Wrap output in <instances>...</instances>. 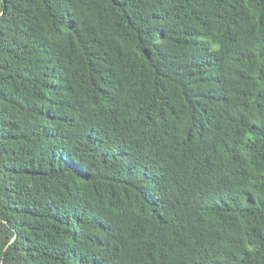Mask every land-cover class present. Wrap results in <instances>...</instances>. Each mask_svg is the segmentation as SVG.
Masks as SVG:
<instances>
[{"label":"trees","instance_id":"16d2710c","mask_svg":"<svg viewBox=\"0 0 264 264\" xmlns=\"http://www.w3.org/2000/svg\"><path fill=\"white\" fill-rule=\"evenodd\" d=\"M0 264H264V0H0Z\"/></svg>","mask_w":264,"mask_h":264},{"label":"clouds","instance_id":"9594fccd","mask_svg":"<svg viewBox=\"0 0 264 264\" xmlns=\"http://www.w3.org/2000/svg\"><path fill=\"white\" fill-rule=\"evenodd\" d=\"M147 178L150 179L151 181L156 182V183L157 182H167L170 184V179H169L168 173H167L165 167L162 166V164L158 168H154V169L149 170L147 172ZM220 201H221V203H224L222 196H220ZM220 215H224V212L220 213ZM207 225L214 227L217 232L225 230L224 225L220 222L212 221V222H209ZM200 246H201V250L194 252L195 254L202 255L204 253L205 244L202 243V244H200Z\"/></svg>","mask_w":264,"mask_h":264},{"label":"bare ground","instance_id":"6f19581e","mask_svg":"<svg viewBox=\"0 0 264 264\" xmlns=\"http://www.w3.org/2000/svg\"><path fill=\"white\" fill-rule=\"evenodd\" d=\"M174 37H175V36H174ZM140 60H141V59H140ZM244 65H245V64H244ZM244 65H243V66H244ZM133 66H135V65H133ZM169 66H170V65H169ZM162 70H163V69H162ZM90 84H91V83H90ZM128 85H129V84H128ZM127 87H128V86H127ZM139 88H140V87H139ZM255 88H256V87H255Z\"/></svg>","mask_w":264,"mask_h":264}]
</instances>
